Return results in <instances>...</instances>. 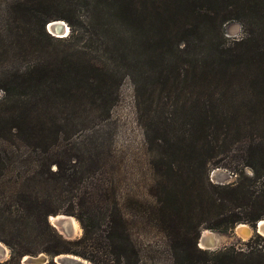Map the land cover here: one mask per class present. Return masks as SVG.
Returning a JSON list of instances; mask_svg holds the SVG:
<instances>
[{
    "label": "trees",
    "instance_id": "16d2710c",
    "mask_svg": "<svg viewBox=\"0 0 264 264\" xmlns=\"http://www.w3.org/2000/svg\"><path fill=\"white\" fill-rule=\"evenodd\" d=\"M80 1L0 0V51L9 55L0 59L6 64L0 69V242L11 251L0 264H23L24 257L40 254L50 258L47 264L62 254L93 264H264L260 235L218 251L199 247L203 230L227 234L264 219V150L254 125L242 166L253 176L242 169L226 185L209 178L219 165L222 134L245 114L257 119L256 106L264 102V0ZM53 20L69 24V39L47 31ZM233 21L242 24L244 36L229 42L221 29ZM36 29L66 50H49ZM93 48L102 55L91 56ZM136 49H151L165 64L155 85L177 87L195 76L212 89L207 110L196 109L197 101L188 113L190 133L211 138L207 149L199 139L180 144L168 135L150 142L157 155L150 161L149 239L143 243L133 239L112 146L94 140L105 128L93 125L110 118L126 76L137 82L140 99L144 79L136 71ZM236 83L254 101L226 96ZM56 107L71 125H50ZM85 112L74 124L72 115ZM183 150L198 154L179 157ZM61 213L79 221L80 238L66 239L50 223Z\"/></svg>",
    "mask_w": 264,
    "mask_h": 264
},
{
    "label": "rangeland",
    "instance_id": "374dc122",
    "mask_svg": "<svg viewBox=\"0 0 264 264\" xmlns=\"http://www.w3.org/2000/svg\"><path fill=\"white\" fill-rule=\"evenodd\" d=\"M80 2V5H83L82 0ZM78 9L81 12L85 11L84 6H79ZM64 22L67 24L70 31L62 40H67L72 35V29L66 21ZM36 32L38 35L42 36L39 29H36ZM221 34H223L229 42L240 40L244 36L243 26L237 21L226 23L221 29ZM55 37L59 38L58 36ZM42 38L48 45L49 50L61 51L63 48L66 50L64 44L50 41L43 36ZM1 48L3 50L5 49L2 43L0 44V49ZM90 53H93L91 56L95 54L102 55L103 51L101 49H94V51ZM0 55V59H4V61L9 58V55L4 54L5 56H3L2 51H0ZM152 55H154V53L151 49H136L133 54L134 58L138 61L136 71L144 79L143 85L138 84L141 89L139 93L140 99L136 92L137 82L135 84L131 76H126V78L121 81L116 106H114L110 118L93 124L100 125L106 129L103 128L104 131L100 136L97 135L94 140L97 139V141L101 143L112 146L113 154L110 160L112 165H115V169L119 175V191L129 215L133 239L138 242L141 241L142 243L145 242L147 238L149 239L148 226L150 224H148L147 207H149V187L152 179L150 161L154 155H157L155 152L156 146L150 144L152 139H158L159 137L163 138L164 135H168L169 139L180 144L195 142L199 139L201 141L200 144L205 145L206 149L208 148V143L211 142L210 137L204 138L201 135L198 138L196 135L190 133L189 129L194 127V125H191L192 121L189 119L190 117L188 115V113L193 111V104L197 101L200 105L197 106L196 109H201L203 111L207 110L206 107L208 104L206 102L208 101V93L212 91L208 83L204 80L198 83L196 77H190V74L188 76L190 77L188 78V82L181 83L177 87L170 84L157 86L155 85L157 76L161 71L165 73V64ZM2 61L3 60L0 61V69L6 66L5 62ZM118 65L120 66L119 63ZM118 65L116 66L118 67ZM168 70L171 71L172 69L168 67ZM130 71H133V67ZM145 76L148 77V80L144 78ZM237 84L238 83L234 85L236 88H233L231 85V87L225 91V95L229 97L233 95L240 97L241 94L242 97H245L243 103H247V99H249V97L246 96L247 90L244 87H238ZM115 96L116 93L114 91L112 97ZM3 97L4 93L0 91V101ZM252 106L254 105L240 106L239 108H245L244 111H247L246 109ZM256 107V116L258 113L257 119L252 118L253 112H251L250 115L245 114V116L239 120L240 124L233 121L235 127L231 125L230 131L227 134L223 133L222 137H220L218 141L219 153L216 158L219 165L209 171V178L213 183L221 185L234 183L238 180V174L236 173L242 169H244L245 175L248 177L253 176L250 168H243L242 166L245 162L246 150L251 143L248 135L253 125L256 127L254 131L256 144L259 145L258 148H260V151L264 150V102L263 105H258ZM2 109V106H0L1 111ZM145 109L147 111L146 114ZM86 113L87 112L84 114H73V123H79L81 116H86ZM88 113L92 115V113ZM52 115L53 122L50 125H71L69 123V118L71 117H67L62 108H54ZM3 117L4 116H2V118ZM167 118L169 120H166ZM253 119L255 121H252ZM160 121V125H153V123H160ZM203 123L206 124L207 119L204 120ZM0 125H4V122L3 124L0 123ZM238 126L242 127L241 133L243 134L241 135L237 132ZM157 128L161 130L155 131ZM1 133L2 132H0V135ZM51 139L53 140L54 137L51 136ZM12 142L14 144V141ZM204 152L205 150L199 153H201L202 156L207 155L208 151L206 150V153L203 155ZM191 154H194V157H196L198 151L183 150L179 152V157L183 156L186 158ZM244 225L250 226L248 224ZM79 227L78 232L75 231L73 236L66 237V239L75 240L80 238L83 235V229L80 223ZM236 228L237 226L231 233L227 234L206 229V231H211L215 235V238L219 240L217 249L214 251H218L233 244H242L256 235H259L257 233H251V235H248V237L244 239ZM63 236L65 237L64 234ZM3 246L6 249V259L8 260L11 251L4 243Z\"/></svg>",
    "mask_w": 264,
    "mask_h": 264
},
{
    "label": "water",
    "instance_id": "95a60500",
    "mask_svg": "<svg viewBox=\"0 0 264 264\" xmlns=\"http://www.w3.org/2000/svg\"><path fill=\"white\" fill-rule=\"evenodd\" d=\"M63 20H53L50 21L47 24V31L55 36L54 34H59V32H62V28L65 27V22L63 23ZM54 24L52 29L53 31L50 29V24ZM69 33V31H68ZM59 38H64V37H59ZM51 217H56L57 221L55 223H53L51 221ZM78 222V220H76L75 217L71 216V215H67V214H58L55 216H50L49 217V221L50 223L63 235H65L66 237H71L73 236V234L75 233V229L72 225V220H74ZM79 223V222H78ZM249 228L252 231V234H259L264 236V219L260 220L255 227L249 226ZM238 230V225L237 228ZM206 230L202 231L201 237L199 239V247L204 249V250H208V251H214L215 249H217V246L219 244V240L217 238H215V235L211 232L208 231L209 235L207 234V232L205 233ZM204 247H201V246ZM6 249L3 246V243L0 242V262L6 261ZM50 258L45 255V254H40L38 256H26L23 258L22 263L23 264H47L49 262ZM53 260L56 264H93L92 262L79 257L77 255H73V254H62L59 256H55L53 257Z\"/></svg>",
    "mask_w": 264,
    "mask_h": 264
},
{
    "label": "bare ground",
    "instance_id": "6f19581e",
    "mask_svg": "<svg viewBox=\"0 0 264 264\" xmlns=\"http://www.w3.org/2000/svg\"><path fill=\"white\" fill-rule=\"evenodd\" d=\"M64 23V22H63ZM65 24V27H63L62 29V32H59V34H54L55 36H58V37H66L67 36V34H68V31H70L69 30V27L67 26V24L66 23H64ZM53 25L54 24H50V29L53 31V29H52V27H53ZM51 221L53 222V223H55L56 221H57V218L56 217H51ZM72 225H73V227H74V229H75V231H77L78 232V230H79V223L77 222V221H75V219L74 220H72ZM238 233L245 239V238H247L248 237V235H251V233H252V231H251V229L247 226V225H244V224H240L239 226H238ZM207 232V234L209 235V233H208V231H205V233ZM201 247H204L203 245L201 246Z\"/></svg>",
    "mask_w": 264,
    "mask_h": 264
}]
</instances>
